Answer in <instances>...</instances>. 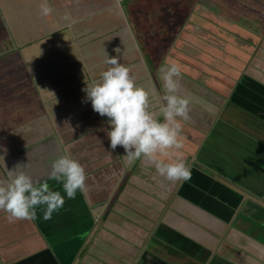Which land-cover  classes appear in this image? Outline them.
I'll list each match as a JSON object with an SVG mask.
<instances>
[{
	"label": "crops",
	"instance_id": "crops-1",
	"mask_svg": "<svg viewBox=\"0 0 264 264\" xmlns=\"http://www.w3.org/2000/svg\"><path fill=\"white\" fill-rule=\"evenodd\" d=\"M42 2L51 9L44 20L19 29L16 19V37L0 46V147L7 150L0 153V183L18 164L63 196L60 183L47 176L51 161L69 154L84 168L85 187L65 197L49 219L42 218V205L36 206L35 220H9L0 210V264H264V134H246L223 109L205 129L181 125L180 147L156 158L185 160L191 175L183 181L166 180L147 158L126 160L119 145L117 159L106 161L95 149L99 141L108 143L106 118L91 109L82 89L99 80L107 56H115L150 100L156 99L154 76L146 70L147 77L139 79L135 61L136 54L143 56L138 30L150 40L147 26L139 23L148 12L124 13V21L113 19L109 27L104 19L88 24L97 16L96 7L87 4L91 0ZM113 2L100 0L98 9L113 15ZM157 17L151 27L172 25L161 19L165 12ZM0 23V33L11 38L4 8ZM111 36L118 40L110 41ZM174 39L177 49L187 43L185 35ZM158 44L157 49L169 48ZM259 70L246 75L264 85ZM94 132L96 140L90 139ZM81 147L89 151L78 154Z\"/></svg>",
	"mask_w": 264,
	"mask_h": 264
},
{
	"label": "rangeland",
	"instance_id": "rangeland-1",
	"mask_svg": "<svg viewBox=\"0 0 264 264\" xmlns=\"http://www.w3.org/2000/svg\"><path fill=\"white\" fill-rule=\"evenodd\" d=\"M42 1L43 0H0V8H4L5 22L11 34V38L8 34L6 38L4 34L2 35V33H0V46L2 45L6 48L7 41H11V39L16 37L13 33L14 28L19 26L16 19L22 23L19 29L24 26L25 28L29 27V29H31L33 21L39 22V20H44L45 16H42L41 12L37 9V7H40V5L44 3ZM94 1L95 0H91V2L87 4L96 7L95 15H97V18H88V24L98 20L101 22L104 19L105 24L112 27L110 22L113 21V19H116L117 23L119 20L124 21L123 16L125 15L119 10V3H121V0H114L113 6L110 8L113 15H111V12L110 14L107 12L101 13L98 9V7H100L102 10V6L99 4L100 0L98 3H94ZM147 1L151 4L148 5L145 0H135L133 4L131 1L127 2L129 6L131 5V9L129 10L130 14L140 12V7L146 10L148 7H152V5H160L162 13L165 12V14L168 15V10L164 7L169 6L173 9L172 14L174 15V17H170L171 24L174 28L177 27L175 33L172 30L171 34L180 40L184 35L185 37L187 36V43L184 46L181 44V48L171 49L173 46H176V43L171 45L169 41L165 40L168 37L167 29H172V27L168 25L151 27V20H153V17H155V19L158 18L159 11L155 15V11L149 12L148 10V13H143L142 16L139 17V23L147 26L146 29L149 30L147 32V35L149 34L147 39L149 37L150 40L147 41H151L147 43L144 33L138 30V36L141 37L143 35L141 41L139 40L137 42L143 56L141 57L140 53L136 54L137 58L135 59L139 66V68L137 66V71L139 70L141 73V75L139 73V79L144 80L147 77L145 75L147 70V75L150 76V79L154 76V86L159 89L157 90V88H155L154 90L156 99L150 100V97H148L149 110L156 113L155 118L160 117L161 120L163 119V116L157 112L159 105L162 103L161 96L163 93V82L159 69L161 66L175 63L180 70L178 79L181 86L178 89V94L189 98V118L187 120H182L178 117L177 119L180 120L183 127H185L184 124L187 126L193 124L204 128L207 121L209 122L215 119L217 112V116H219V112L223 109L225 104L226 96L232 91L239 75L249 73L255 75L256 71H261L259 70L260 68L264 70V49L262 48L264 44V35H259L261 32H264V0H198L197 6H195L196 4L194 3V6L189 7V11L193 10L195 15L191 16V20L188 21L187 19L188 22H184V29H182L181 32L178 25H180L183 20L180 16H182V13L187 14L186 9L189 3L191 4L192 0ZM229 1H231V4ZM231 5L233 9L237 8L236 10H232L233 12H231ZM174 8H176V10H174ZM238 8L246 10H242L240 15V13L238 14V12H240ZM92 9L94 8H90V10ZM114 10L117 11L114 12ZM115 13H118L117 16ZM55 14L61 16V11H56ZM144 15H146V17L149 16L148 23ZM240 17L244 19H239ZM61 18H64V16ZM161 19L166 20L169 19V17L167 16ZM247 20L250 22H247ZM130 25L132 26L131 23ZM260 25V33L257 34V29ZM184 31H187V34H183ZM170 32L169 36L172 38L173 36H171ZM188 36H190L191 40ZM117 37L114 39V36H111L110 41L114 42L113 40H118ZM208 37L210 38L208 39ZM210 40L215 42V47L210 46L208 43ZM158 41L166 42L167 46H171L170 49L165 51L166 55L163 61H161V51L156 48L159 45ZM13 43H11V46ZM192 44H195V48L197 49H195ZM58 53H55V55ZM143 61L145 66L144 63H142ZM165 62L167 64H165ZM51 68L52 67H49V69ZM53 68L57 69L56 64ZM262 73L264 74V72ZM263 78L264 77L261 78L262 82L264 81ZM190 128H192V126ZM90 136H92V134H90ZM96 138L97 136L94 132L90 139L96 140ZM107 144L106 142L101 141L100 143L99 141L95 149H99L98 152L100 150L103 151L106 161L117 159L115 149H111L109 152L110 148ZM80 150L89 151L87 148L84 149L81 147L78 149V154H81ZM97 150L94 151L96 152ZM88 154L89 158L93 157L91 152ZM121 154H124L123 148H121ZM205 170L209 172L205 173L206 175L213 177L212 171L208 168Z\"/></svg>",
	"mask_w": 264,
	"mask_h": 264
},
{
	"label": "clouds",
	"instance_id": "clouds-1",
	"mask_svg": "<svg viewBox=\"0 0 264 264\" xmlns=\"http://www.w3.org/2000/svg\"><path fill=\"white\" fill-rule=\"evenodd\" d=\"M51 11L47 3L40 5L42 15ZM106 54V53H105ZM107 56V54H106ZM106 70L100 73L99 80L85 84L82 91L84 100L90 102L91 109L105 117L106 136L110 149L117 145L123 148L126 160L144 157L153 162L156 172L170 181L187 180L191 173L183 159L162 161L157 153L169 148H179L180 120L189 118V98L178 94L180 70L175 63L161 66L162 103L157 112L163 116L156 119V113L149 110L148 93L134 83L129 68L118 62L117 57H108ZM0 147V153H6ZM0 155V159H3ZM8 179L0 183V210L9 220L36 219V206L42 205L43 219H49L63 204L64 198H72L78 189L85 187L86 174L79 161L69 154H61L50 163L47 179L60 183L63 190H53L47 181L35 182L18 167L7 169Z\"/></svg>",
	"mask_w": 264,
	"mask_h": 264
},
{
	"label": "trees",
	"instance_id": "trees-1",
	"mask_svg": "<svg viewBox=\"0 0 264 264\" xmlns=\"http://www.w3.org/2000/svg\"><path fill=\"white\" fill-rule=\"evenodd\" d=\"M129 1H131V3L133 4L132 0H127V1L123 2V5H124L123 11H124L125 15H127V16H130L129 10L131 9V5L129 6V4L127 3ZM141 2H143V1H141ZM197 2H198V0H192L191 4L189 3V5L186 9L187 14L182 13V16H180L183 20V21H181L182 23L180 25H178L180 28H183V26L185 24L184 22H186L187 19L189 21V20H191V16L195 15V12L193 10L189 11V9H190L189 7L194 6L193 5L194 3L196 4L195 6H197L198 5ZM229 3L231 4V1H229ZM125 4H126V6H125ZM160 7H161L160 5H152V7L150 6L146 10H143L142 7H140L139 10H141L142 12L143 11L148 12V10H149V12L155 11V15H156L158 13V11H159V13L162 12V10H160ZM230 7H232V5ZM164 8H167V10H168L167 16L169 17V21H171L170 17H174V15L172 14L173 9L169 6L164 7ZM236 9H233V7H232L231 12H233L232 10H236ZM174 10H176V8H174ZM239 10H240V12H238V14L240 13V15H241V11L243 9H239ZM244 10H246V9H244ZM242 18L243 17H240L239 19H242ZM247 22H250V21L247 20ZM168 26L170 27V25H168ZM171 27H172V29H170V28L167 29V35H168L167 39L169 40V43L171 45H174L172 43V41H173L172 39L175 38L174 40H176L177 38L175 36H173V34H171V33H172V30L175 33V31L177 30V27L174 28L172 25H171ZM169 32H170L171 36H173L172 38L169 36ZM259 35L261 36L262 34H259ZM209 38L210 37H208V39ZM208 43L210 44V46L215 47V42L213 40H210ZM176 45H177V43H176ZM192 45L195 46V44H192ZM197 46H198V44H197ZM170 48H171V46H169L168 49H170ZM174 48L175 47L173 46V48H171V49H174ZM167 50H160L161 51L160 52L161 53V55H160L161 61L164 60V57L166 55L165 51H167ZM223 111H224L223 115L225 117L227 116V117H229V119L233 120L234 121L233 123L234 124L236 123V126H238L239 129L244 131L246 134H250V135L252 134L253 136H254V134H264V85L257 82L256 80L250 78L246 74L241 75L240 78L237 79L236 83L234 84L233 89H232L229 97L227 98V100L224 104ZM261 141H260L261 143H263V141H264V140H262V137H261Z\"/></svg>",
	"mask_w": 264,
	"mask_h": 264
}]
</instances>
